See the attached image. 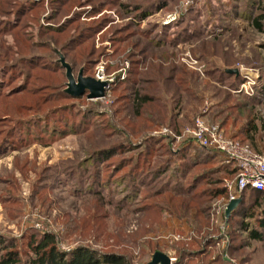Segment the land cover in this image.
I'll use <instances>...</instances> for the list:
<instances>
[{
    "label": "rangeland",
    "instance_id": "obj_1",
    "mask_svg": "<svg viewBox=\"0 0 264 264\" xmlns=\"http://www.w3.org/2000/svg\"><path fill=\"white\" fill-rule=\"evenodd\" d=\"M62 62L101 67L105 95L70 93ZM198 116L264 151V0H0V257L49 235L66 260L264 264V200L226 213Z\"/></svg>",
    "mask_w": 264,
    "mask_h": 264
},
{
    "label": "built area",
    "instance_id": "obj_2",
    "mask_svg": "<svg viewBox=\"0 0 264 264\" xmlns=\"http://www.w3.org/2000/svg\"><path fill=\"white\" fill-rule=\"evenodd\" d=\"M103 75V69L97 67L96 79L103 80ZM183 134L196 145L215 151L236 169L234 177L225 180L230 199L250 188L264 194V151H257L248 143L227 135L219 125L208 123L201 116L196 117Z\"/></svg>",
    "mask_w": 264,
    "mask_h": 264
},
{
    "label": "trees",
    "instance_id": "obj_3",
    "mask_svg": "<svg viewBox=\"0 0 264 264\" xmlns=\"http://www.w3.org/2000/svg\"><path fill=\"white\" fill-rule=\"evenodd\" d=\"M255 24L257 27H259V23L257 20L255 21ZM233 137L238 139L234 135ZM240 141L246 143L242 140ZM197 148H198V156L200 157H208V155L213 157L219 156V154L216 153L215 151L208 150L198 145ZM235 172L236 169L231 166L228 172L232 175L231 179L234 177ZM246 192L256 193L262 198V200H264V194H262L259 191L250 188V189H246L242 194ZM260 221H261L260 222L261 225L264 227V219H261ZM250 236L254 238L259 237V235L256 233V230H251ZM51 241H52L51 236L47 235L44 236L41 239V241H39L38 244L32 247L34 254L32 257L29 258L26 264H99L100 262V260H98L96 256L89 250L76 252L75 255L72 257V260H66L64 259V254L60 250H58L56 247L50 246ZM104 261L111 264H123L119 257L112 255L105 256ZM0 264H23V263L20 260H18L17 253L11 250L5 252V254L0 257Z\"/></svg>",
    "mask_w": 264,
    "mask_h": 264
},
{
    "label": "water",
    "instance_id": "obj_4",
    "mask_svg": "<svg viewBox=\"0 0 264 264\" xmlns=\"http://www.w3.org/2000/svg\"><path fill=\"white\" fill-rule=\"evenodd\" d=\"M63 66L66 68V74L68 78V91L75 95L76 97L81 96L86 91L88 98H100L105 95V87L109 84V81L105 80H98L93 77H84L82 75V72L79 73L77 77V83L74 82V78L71 74V67L67 64L62 62ZM228 73H237V69H227ZM241 201V198H234L231 199L227 209L226 213L228 214L231 210L236 207V205ZM169 264L170 259L167 255L160 251H156L152 257L149 263L147 264Z\"/></svg>",
    "mask_w": 264,
    "mask_h": 264
},
{
    "label": "crops",
    "instance_id": "obj_5",
    "mask_svg": "<svg viewBox=\"0 0 264 264\" xmlns=\"http://www.w3.org/2000/svg\"><path fill=\"white\" fill-rule=\"evenodd\" d=\"M233 136V135H232Z\"/></svg>",
    "mask_w": 264,
    "mask_h": 264
}]
</instances>
